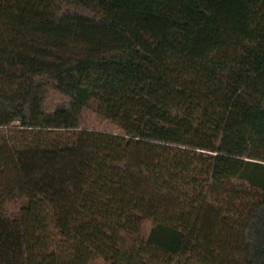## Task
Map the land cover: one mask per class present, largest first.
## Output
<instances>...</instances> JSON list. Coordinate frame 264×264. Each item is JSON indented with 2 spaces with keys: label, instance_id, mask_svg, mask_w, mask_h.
I'll use <instances>...</instances> for the list:
<instances>
[{
  "label": "trees",
  "instance_id": "trees-1",
  "mask_svg": "<svg viewBox=\"0 0 264 264\" xmlns=\"http://www.w3.org/2000/svg\"><path fill=\"white\" fill-rule=\"evenodd\" d=\"M0 264H264V0H0Z\"/></svg>",
  "mask_w": 264,
  "mask_h": 264
},
{
  "label": "rangeland",
  "instance_id": "rangeland-1",
  "mask_svg": "<svg viewBox=\"0 0 264 264\" xmlns=\"http://www.w3.org/2000/svg\"><path fill=\"white\" fill-rule=\"evenodd\" d=\"M59 99L55 97V101L57 102ZM86 123L85 126L88 128H96L104 131H111V132H119L118 128L102 119L97 117L92 111L86 113Z\"/></svg>",
  "mask_w": 264,
  "mask_h": 264
}]
</instances>
